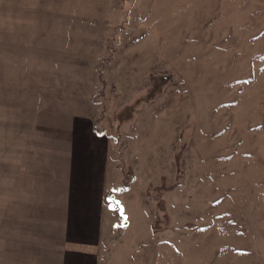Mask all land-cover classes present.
<instances>
[{
	"label": "rangeland",
	"instance_id": "obj_1",
	"mask_svg": "<svg viewBox=\"0 0 264 264\" xmlns=\"http://www.w3.org/2000/svg\"><path fill=\"white\" fill-rule=\"evenodd\" d=\"M3 5L0 181L23 131L43 173L82 114L95 218L111 148L99 264H264V0Z\"/></svg>",
	"mask_w": 264,
	"mask_h": 264
},
{
	"label": "crops",
	"instance_id": "obj_2",
	"mask_svg": "<svg viewBox=\"0 0 264 264\" xmlns=\"http://www.w3.org/2000/svg\"><path fill=\"white\" fill-rule=\"evenodd\" d=\"M14 8L3 5L0 11L15 14L20 13L22 7ZM74 116L69 121L59 157L49 158V170H43V173L37 170L41 164L37 163V155L22 150L23 145L29 149L27 132L19 135L21 139L18 140L22 143L16 149L3 152L8 172L2 166L0 264H99L101 261V243L105 235L103 208L111 148L107 142L100 211L95 218L86 207L88 172L82 163V153L88 150L92 128L83 122L86 120L84 115H80L83 118ZM39 139L38 134H30L28 141L33 143L29 145L36 147L35 142ZM24 163L28 170L29 164L33 166L32 172L36 173L33 184L22 180L24 173L25 178L29 174ZM10 169L12 173H9Z\"/></svg>",
	"mask_w": 264,
	"mask_h": 264
}]
</instances>
